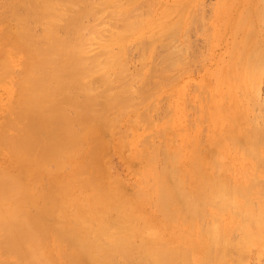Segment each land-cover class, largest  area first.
I'll return each mask as SVG.
<instances>
[{
  "label": "bare ground",
  "instance_id": "bare-ground-1",
  "mask_svg": "<svg viewBox=\"0 0 264 264\" xmlns=\"http://www.w3.org/2000/svg\"><path fill=\"white\" fill-rule=\"evenodd\" d=\"M193 2L167 4L160 24L148 30L149 9L132 17L138 0H0V264H246L251 252L261 256L263 122L247 117L233 91L245 85L260 107L264 100L258 83L264 56L250 53L258 44L259 3L248 2L257 14L248 15L246 37L255 41L247 53L257 61L245 60L244 74L232 64L224 81L211 91L208 84L214 99L192 122L193 132L185 112L191 98L179 85L171 90L178 100L166 106L170 111L155 128L150 113L162 91L147 88L143 77L151 69L134 73L141 78L137 88L132 80L120 83L127 43L166 33L182 43L184 8ZM175 8H181L178 16ZM88 17L96 19L88 24ZM238 17L239 24L247 18ZM181 43L175 44L180 56ZM203 93H197L201 103ZM201 119L213 123L204 153L197 149ZM141 121L149 133L138 132ZM221 125L226 132L218 134ZM103 145L134 177L101 175ZM46 176L53 185L46 187Z\"/></svg>",
  "mask_w": 264,
  "mask_h": 264
},
{
  "label": "rangeland",
  "instance_id": "rangeland-1",
  "mask_svg": "<svg viewBox=\"0 0 264 264\" xmlns=\"http://www.w3.org/2000/svg\"><path fill=\"white\" fill-rule=\"evenodd\" d=\"M123 1H125V0H123ZM178 1L179 0H138V7L136 8L135 11H133L132 17H135V15H139L140 13H142L144 16V14L146 13V11L148 9L150 12L153 11L151 13L153 15V17L151 16V14H149L150 13L149 11H148L149 12L148 15H146L147 14L146 13L144 16L147 19H149L148 17H150L152 19L153 18L156 19V20L151 19L150 23H148L147 29L150 30V29L154 28L155 26H157L158 24H160L159 23V21L161 19L160 13L166 7V5L167 4H175ZM249 1L251 2L252 0H194V2L191 4V6L189 8H184L185 11L188 9L186 11V16H187L188 22H186V24L180 29V33L178 34L181 36L180 38L183 39L182 43L184 42L183 43L184 45H183L181 43V41L179 40V42L181 43V48L182 47L184 48L183 52H181V56L179 55L180 49L178 48V46L176 47V45L180 44V43H178V42L176 43V41H177L176 36L172 35L171 33H166V37L165 36L162 38L155 37L154 40H152L153 38L147 39V40L144 39L142 44H140L141 42L135 41L132 43L133 45L130 46L128 44L129 42L127 43L126 48L127 47L128 48L130 47V48L122 53L123 55L121 57L122 58L121 60H123V63H126L127 64L126 66H128V67H126L127 72H126L125 76L121 79L120 83L122 85H125V84H128L126 82L132 80L135 83V88H137L141 84L140 83L141 78H139V76H135L134 73H136L137 71H140L139 69L141 67L144 68L145 66H146L145 68L151 69V71L147 72L146 76L143 77V78L147 79L149 82L147 88L149 90L153 91L154 93L162 91L161 92L162 97L160 96V102H159L160 104L156 107L157 109H155L154 111H152L150 113L152 115V116L151 115L150 116L152 118L151 120L153 121L152 123L155 125V128H157L160 125L161 120L167 115V113H169V111H170L168 109L169 107H166V106H168V104H169V106H171L172 101L174 103H176L175 100H178V98H179V95L177 92L171 91L172 89L175 88L174 85L177 84L182 88V96L184 98L185 97H187V99H188V97L191 98V101L190 100L189 101L192 105L190 104L191 106H189V101H187L188 107H187L185 112L188 114V117H190V118H188L189 123H190L189 126H190L191 131L193 132L196 129L195 128L196 124L194 125L193 123L196 122L198 115H200L202 112H206L208 109V104H210V107H211L212 100L214 99V98L212 99V97H213L212 92L209 93V91H211L210 85L211 86L215 85L216 82L221 80V78H222V81H224V78H226V76H227V75L225 76V74L227 73V70L230 71V69L228 67H230L232 64L235 65V68L237 71H240V72L243 71L241 73L244 74L245 73L244 69H246V71H247V67H246L247 65H246L245 60H247V61L252 60V59L255 60V56L257 58L260 55V51L262 52V54L260 56H262V55L264 56V47H263V45H264V32H262V31H264V24H263L264 20L261 21V18L264 19V17H263V15H264L263 14L264 13V6H263L264 0H261V1L256 0L260 5L262 4L261 8L263 7L262 8L263 11H262L261 8L258 7L260 5L257 4V8L260 9L258 11V14L254 13L252 11V9L254 8L253 6H252L253 8L251 6L249 7V5L252 3L251 2L250 4H248ZM180 9L181 8H175V10H176L174 13L175 16L179 15L178 10H180ZM189 9H190V11H189ZM244 10L245 11L248 10V11L245 12ZM188 11H189V13H188ZM261 12H263V13H261ZM2 13H4V8L0 9V17H2L1 16V15H3ZM136 13H138V14H136ZM162 13H163V11H162ZM251 13L257 14L259 17V20H260V23L258 24L259 27L257 29V33L261 37L258 35V37H257L258 42H256V44L257 43L258 44L256 45V47L254 46L255 41L253 39L247 40L248 38H246L247 33L251 28V26H249L250 23H249V19H248V15L250 18ZM142 14H140L139 16H141ZM259 15H262V16H259ZM156 16L159 18H157ZM238 16H242V18L244 16H245V18L247 17L246 19H243V20H245V22L244 21L242 22L243 24L241 22L239 24L240 20H239ZM192 17H193V20H192ZM92 18L93 17H90L88 20H85V21H87L86 23L91 24V22H88L89 20L94 22L96 18H93V19ZM97 21L104 22V24H105V22L108 21V19L106 18L105 20H103L101 17H99V20L97 19ZM114 22H115V20H114ZM261 22H263V23H261ZM112 23H113V20H111L110 24H112ZM0 24H1V21H0ZM110 24H107L109 27L107 29L105 28L106 31L104 33L110 32V30L112 29L111 27L114 26L113 24H112V26ZM117 24L120 25V23L118 21H117ZM259 31H261V32H259ZM105 35H109V34H105ZM106 39H108V38H106ZM262 39H263V41H262L263 43L261 45L260 40H262ZM235 41H236V44H235ZM246 41H248V42H246ZM250 41H251V44H250ZM149 42L152 44V46L154 48L153 52L149 51V47L147 48V46H149ZM185 43L186 44L188 43V45H186ZM9 45L10 44H7V46H9ZM10 46H13V44H11ZM92 46H94V45H92ZM252 46L255 47V48H253V50L255 49L257 51L250 50V49H252V48H250ZM94 47H93V49L97 50L96 47L95 48ZM257 47H259V48H257ZM249 50H250V53H252V52L253 53H256V52L259 53L258 56L256 55L257 53L253 54V56L250 53H249L250 55H248L247 52ZM125 53L128 55H126ZM144 55H146V56H144ZM247 55L251 56V57L249 59H246V58H248V57H246ZM180 57L185 58V61L183 63L181 62ZM252 57H254V58H252ZM141 58H142V60L144 59L145 61L144 60L142 61ZM182 60H184V59L182 58ZM241 60H243V61H241ZM255 61H257V59ZM143 63H144V65H143ZM258 66L260 67V71L258 74L260 76V79L258 82V83H260V88H259L260 96L259 97L264 99L263 98L264 97V62H259ZM248 67L252 68V65H250L249 62H248ZM205 68H208L210 70V72L206 73ZM206 79L208 82H206ZM206 84H207V86H205ZM208 84H209V88H208ZM226 85L228 88L229 85L227 83H226ZM254 85H255V83H254ZM245 87H246L245 85L243 87H240L239 89L234 87L233 91L238 92L236 94H238L239 98L241 96V99H240L241 105L240 106L243 105L244 106L243 108H245L247 110L246 111L247 117L249 119L250 118L253 119L254 117H255V119L259 118L258 119L259 122H261V121L263 122V124L262 123H260V124L262 125L263 130H264V104H263L264 100L261 101V107H260V104H257L256 101L254 102V100H253V96L255 95L254 91L252 92V90L250 89V90H248L249 91L248 92V91H246ZM206 88H208L209 91H208V89L206 90ZM199 89H200V91H202V90L205 91V93H203V94H205V95H203L204 96L203 102H205V103H203V102L201 103V100L198 99L197 93H199ZM163 92H170V93L168 94V96H166V95H164ZM205 96H206L207 100L205 99ZM209 96H211V97H209ZM247 96H249V97H247ZM208 97H209V99H208ZM249 98H251V99H249ZM210 99H212V100L210 101ZM208 100L210 102H208ZM242 101H243V104H242ZM181 109L184 110V107ZM110 114H111L110 116H113V112H110ZM202 120L204 122H202ZM206 121L207 120L201 119V122H202L201 126L202 127L197 126V133L199 134V140H200L199 143L197 144V149L201 153L205 152L204 141L207 142L208 140H210L209 133L213 127L212 121H210V120L207 122ZM122 124H124V123H122ZM146 125L147 124L145 122H142V121L139 124H137L136 127H137L138 132L141 134L149 133L148 131H146L147 130ZM245 125H246L245 127H249L247 124H245ZM127 126L128 125H123L124 128H126ZM221 127H222V130H218L217 131L218 134H223V131H224V133L226 132L225 130H223L222 125H221ZM102 135H103L102 139H104L105 143H106L110 139L111 132H109V131H107L105 133L103 132ZM152 136H154L155 139H159V137L156 136V134L155 135L152 134ZM147 142H148V140H147ZM144 143H143V145H144ZM149 144H152V146H153V143L150 141H149ZM149 144H147V145H149ZM101 147H102V151H103V155H101V158L102 159L104 158V160H101V158H100L97 166L102 161V163H103L102 164L103 170H101V172L103 173V174H101L102 176H106L108 173L107 179L109 177H111L112 179L114 177L115 178L117 177L119 179L120 178L125 179V178L134 177V174L131 173L132 171H130V167H127V165L125 163H123L124 162V160L122 161L123 158H121L120 155H118L115 151H113L112 147H109L108 148L109 150H106V146H104V145ZM147 147H149V146H147ZM149 148H152L151 145ZM244 148L247 149L246 152H248V148L247 147H244ZM244 148H243V150H244ZM261 150L264 153V144H261ZM104 172H106V173H104ZM109 174H110V176H109ZM263 177H264V174H263ZM43 180L46 182V184H45L46 187L48 186V184L53 185V184H51L53 182V178L50 179L48 176H46L45 179L43 178ZM131 180H133V179H131ZM261 181H264V180H261ZM261 181H259V182H261ZM45 185L43 184L44 187H45ZM128 191L129 192L132 191L131 185H130V187L128 186ZM109 216L111 218H114L115 217L114 211L110 212ZM254 247L255 246H253V248ZM256 248L257 247L254 248V251L259 252V249L258 248L256 249ZM260 255L261 256L258 258L256 254L251 252L250 257L246 258L247 259L246 264H264V249Z\"/></svg>",
  "mask_w": 264,
  "mask_h": 264
}]
</instances>
